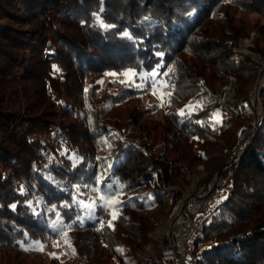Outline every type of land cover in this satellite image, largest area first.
<instances>
[{
	"label": "trees",
	"instance_id": "16d2710c",
	"mask_svg": "<svg viewBox=\"0 0 264 264\" xmlns=\"http://www.w3.org/2000/svg\"><path fill=\"white\" fill-rule=\"evenodd\" d=\"M237 12L255 16L245 22ZM249 27L259 30L264 58V0H0V264H136L167 206L164 189L187 183L198 164L219 175L190 204L203 212L216 200L193 243L195 264H264V78L250 135L246 90L260 67L234 59ZM157 64L161 73L175 69L164 77L175 85L163 89L170 106L164 95V106L149 107L148 89L100 84L105 73ZM228 76L238 103L217 124L211 114ZM186 106L191 116L177 115ZM245 139L242 154L228 159ZM120 184L125 203L102 208L107 186ZM54 222L71 226V247ZM18 241H58L63 258L45 260Z\"/></svg>",
	"mask_w": 264,
	"mask_h": 264
},
{
	"label": "built area",
	"instance_id": "2783aa9c",
	"mask_svg": "<svg viewBox=\"0 0 264 264\" xmlns=\"http://www.w3.org/2000/svg\"><path fill=\"white\" fill-rule=\"evenodd\" d=\"M256 40L255 32H251L238 41L234 50L236 64L244 61L248 54H251ZM251 55L255 56L253 53ZM235 85V78L228 76L217 94V106L228 116L231 115L232 108L236 106V100L232 98ZM252 125L251 134L258 126L255 125V119ZM242 151L243 149L237 148L234 156H240ZM203 173V167L197 166L191 172L189 184L169 185L164 189L167 196V211L164 218L148 234L143 251L134 254L136 264H168L170 262L195 264L192 254L193 243L202 234L205 220L214 212V208L211 207L208 215L201 218L194 217V212L191 211L190 204L197 200L192 193L196 184L202 179Z\"/></svg>",
	"mask_w": 264,
	"mask_h": 264
},
{
	"label": "snow or ice",
	"instance_id": "6c2138e0",
	"mask_svg": "<svg viewBox=\"0 0 264 264\" xmlns=\"http://www.w3.org/2000/svg\"><path fill=\"white\" fill-rule=\"evenodd\" d=\"M97 23H100V18L99 16L96 17ZM104 27H109L108 25H103ZM122 36L128 39H132L131 35L129 32L125 31L122 33ZM157 56L162 57L163 53L162 52H157L156 53ZM164 67L163 64H157L156 67L147 73L144 72H140L137 73L134 69H125L123 72L121 73H115V72H110V73H106V75L109 76H117V75H121L124 76L126 79L119 81V83L123 84L124 87L126 88H134L138 91H144L145 89H148L152 92L153 95H156L157 93H161V95L158 97V99H160V103L158 105H149V107H160V106H164V95H167L169 97L168 99V104L169 106L171 105V93H164L163 89L167 88V87H172L173 89H175V85L171 84L169 80H164V77H168L169 74L174 72V66H169L167 68V71L164 73H161L159 70L160 68ZM54 71H59V69L55 68L54 66ZM137 80H139L140 82H137ZM102 83V82H100ZM188 107V112L186 113L184 109H181L177 115L181 116V117H185L188 116L190 117L192 114L193 109L190 106H186ZM219 112H213L211 114V117L215 120V123L219 124L222 123V121L220 119H218L219 117ZM197 123H201V125L203 126L204 122L202 121H197ZM194 139H196L194 137ZM103 143L107 144L108 142L105 140L103 141ZM109 147H111L110 144H108ZM63 154V153H61ZM99 159V158H98ZM75 163H79L78 159H75ZM75 163L73 166H75ZM112 164L109 163L108 167L109 169L112 168ZM103 180V176L100 177V179L97 181L98 183L101 182ZM109 189V194L107 195H102L99 197V199L101 201H103V204H101V207H112V208H118V206L122 205L125 203L124 200H121L119 197L121 195H123L122 190L124 189L125 185L120 184L119 185V190H112V186L108 185L107 186ZM94 191H97V189H93ZM77 191H79V189H77ZM73 202L75 203V197L73 198ZM217 203H219V201H217ZM81 205L83 207H93L92 205H83V203L81 202ZM10 207L12 209L16 208V205H10ZM62 207H68V205H63ZM112 220H116L118 218V215L113 212L112 214ZM89 219H96L95 215H90ZM112 220H110L108 222L109 227H112ZM101 226L100 228H98V231H102L103 230V221L100 222ZM50 227L52 228V230L58 235L60 236V238L63 240L64 244L68 245V247H71V242L69 240L66 239L67 236V229L70 228L71 226H64V227H58L57 224L54 222L52 225H50ZM25 238L27 239V233H25ZM20 244V247L25 250V251H42L44 248V244H42L40 241H32L30 244H28L27 246H25V244L23 242H17ZM54 246H59V242L58 241H53ZM118 251H120L121 253L123 252L122 249H118ZM72 253L73 255L75 254V249H72ZM50 256L57 258L55 253H51Z\"/></svg>",
	"mask_w": 264,
	"mask_h": 264
},
{
	"label": "rangeland",
	"instance_id": "374dc122",
	"mask_svg": "<svg viewBox=\"0 0 264 264\" xmlns=\"http://www.w3.org/2000/svg\"><path fill=\"white\" fill-rule=\"evenodd\" d=\"M78 10H75V11H73V13H72V15L73 16H75L76 17V19H79V16H78ZM255 15H246V14H241L240 12H237L236 13V15H235V18H242V19H244V21L246 22L249 18H252V17H254ZM66 23L68 24V23H70V21L69 20H66ZM251 32H255V34H256V36H257V40H256V42L254 43V48H253V50H251V54L253 53V55H255V56H252L251 54L249 55L248 54V56L245 58V60H249V61H252V62H254L255 64H257L259 67H260V69L262 68V66L264 65V58H262L261 57V55H260V52H259V50H258V45L261 43V36H260V33H259V30H258V28H256V27H249L248 29H247V32H246V37H247V35L248 34H250ZM244 38V37H243ZM242 38V39H243ZM247 50V49H246ZM248 51V50H247ZM253 51V52H252ZM258 55V56H257ZM251 57H254V58H256L255 60H253ZM259 57V58H258ZM259 69V70H260ZM258 70V71H259ZM258 71L256 72V74L253 76V78L251 79V81L249 82V84H248V86H247V90H246V97H247V99H248V102H249V104L251 105V102H252V98L255 96V92H254V86H255V79H256V77H257V74H258ZM263 78H264V75H263ZM263 78H262V81H263ZM126 78L124 77V76H121V75H117V76H109V75H106V73L103 75V77L100 79V82H102V83H100V84H104L105 82H107V81H112V80H114V81H122V80H125ZM261 81V82H262ZM224 85V84H223ZM222 85V86H223ZM222 86H220V88L218 89V91H217V94H218V92L221 90V88H222ZM235 87H236V85H235ZM217 94H216V104H217ZM161 95V93H157L156 95H153L152 94V92H151V95H150V97L147 99V104H156V105H158L159 103H160V99H158V97ZM232 98L234 99V100H236V104L238 103V99L236 98V96H235V88H234V94H233V96H232ZM258 98H259V95H258ZM239 101H240V99H239ZM162 106H160V108H161ZM258 107H260V110H261V100H260V98H259V101H258ZM251 108H252V106H251ZM233 109V108H232ZM253 110V109H252ZM214 112H219V117H218V119H220L221 120V118L223 117V116H226V117H230V116H228L225 112H223L222 110H220L219 108H217V110H215ZM261 111H260V117H258L257 116V119H258V122L260 123V121H261ZM211 119H212V121L215 123V120L211 117ZM253 121H254V113H253V111H252V114H251V117H250V119L247 121V124L248 125H250V135H251V133H252V127H253ZM247 143H248V139H245V140H243L238 146H236V147H233L229 152H230V155L228 154V152H227V150H226V152H227V154H228V159H230L234 154H235V152H236V150H237V148H240V150L241 149H243V148H245V146L247 145ZM227 159V160H228ZM226 162H229V160L228 161H226ZM197 166H202L203 167V170H204V173L202 174V179L200 180V182L201 181H203V180H205L206 178V183L205 184H203L201 187L200 186H197L200 182H198L197 184H196V186H195V188H194V190H193V196L194 197H197V196H199V195H201V194H205L206 192H208V190H209V188H210V183L212 182V176H213V174L215 173H213V174H211L210 173V170L208 169V168H206V166L204 165V164H198V165H196V166H194L191 170H190V172H189V178H188V182L186 183V182H183V181H181V180H179L178 182H176L175 184H172V185H176V184H189V181H190V175H191V172L197 167ZM204 189V190H203ZM223 196H224V194H223ZM216 200H214L203 212H194V210H193V208L191 207V211H192V213L194 212V217L196 216V217H201V218H204L205 216H207L208 215V212H209V209L211 208V207H214L215 205H216ZM166 211H167V206L165 207V209H164V211H163V214H162V216L158 219V221H157V223L155 224V227L158 225V223L164 218V216H165V213H166ZM191 213V214H192ZM211 216V215H210ZM209 216V217H210ZM208 217V218H209ZM154 227V228H155ZM153 228V229H154ZM152 232V231H151ZM22 238L23 239H26L25 238V235H23L22 236ZM143 249H144V246L140 249V250H137L135 253H137V252H142L143 251ZM31 252H33V253H35L36 255H38L39 257H41V258H43V259H45V260H49V259H51V258H54V257H52V256H50V254L51 253H55L56 254V257H58V259H62L63 258V253H62V251H61V249H60V247L59 246H51V247H44L43 248V250L42 251H31ZM134 253V254H135ZM175 263V262H174ZM176 264V263H175Z\"/></svg>",
	"mask_w": 264,
	"mask_h": 264
},
{
	"label": "water",
	"instance_id": "95a60500",
	"mask_svg": "<svg viewBox=\"0 0 264 264\" xmlns=\"http://www.w3.org/2000/svg\"><path fill=\"white\" fill-rule=\"evenodd\" d=\"M263 75H264V65H263L262 68L258 71L257 77H256V79H255V86H254L255 96L252 98V102H251V106H252L253 113H254L255 125H258V124H259L256 113H257L258 101H259V98H258V92H259V87H260V83H261V81H262ZM227 163H228V162H226L225 165H226ZM218 175H219V171H216V172L213 174V176H212V182L210 183V188H209L208 192H206L205 194H203V195L200 196V197H197V199L202 198V197H205V196L208 195L210 192H212V190L215 188V185H216V183H217Z\"/></svg>",
	"mask_w": 264,
	"mask_h": 264
},
{
	"label": "bare ground",
	"instance_id": "6f19581e",
	"mask_svg": "<svg viewBox=\"0 0 264 264\" xmlns=\"http://www.w3.org/2000/svg\"><path fill=\"white\" fill-rule=\"evenodd\" d=\"M260 111H261V110H260V107H258V108H257V113H256V115H257L258 117H260Z\"/></svg>",
	"mask_w": 264,
	"mask_h": 264
}]
</instances>
